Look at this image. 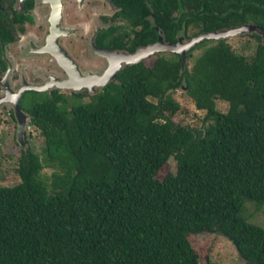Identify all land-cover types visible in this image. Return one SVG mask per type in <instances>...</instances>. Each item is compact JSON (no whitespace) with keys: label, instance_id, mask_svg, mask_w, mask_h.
<instances>
[{"label":"trees","instance_id":"16d2710c","mask_svg":"<svg viewBox=\"0 0 264 264\" xmlns=\"http://www.w3.org/2000/svg\"><path fill=\"white\" fill-rule=\"evenodd\" d=\"M113 2L126 23L104 31V47L129 53L159 30L172 44L245 24L264 31V0ZM4 28L0 10L7 42ZM249 34L250 56L226 38L203 39L184 65L179 53L157 52L96 93L24 91L19 105L44 138L43 156L21 149L20 181L0 185V264H207L189 241L205 232L264 264V227L242 216L246 200L264 204V44ZM180 87L205 111L203 128L173 121ZM170 158L175 172L159 179Z\"/></svg>","mask_w":264,"mask_h":264},{"label":"flooded vegetation","instance_id":"af4514ba","mask_svg":"<svg viewBox=\"0 0 264 264\" xmlns=\"http://www.w3.org/2000/svg\"><path fill=\"white\" fill-rule=\"evenodd\" d=\"M61 4V16L55 23L52 0H0L4 29L12 35L10 41L0 40V72L7 73L9 65L17 63L29 62L38 65L35 62L40 63L42 59L30 58L31 53L41 54L42 57L48 55L47 62L51 68L55 66L58 69L59 75H48V80L43 84L28 82L25 84L27 80L22 74L20 78H15L22 82L21 87L52 83L43 91L70 89L68 93L77 91L96 93L104 85L83 86L76 78L102 75L111 66L108 55L104 56L103 51L115 54L129 53L104 47V31L114 29L117 24L123 25L126 22L117 17L118 8L113 0H61ZM51 34L53 37L48 44V37ZM22 41L25 42L20 45ZM11 45L14 48L28 49L9 58L7 50ZM123 65L125 63H122ZM63 81L67 83L70 81L73 86L56 85ZM27 90L34 89L28 88L24 91ZM15 94L7 95L5 101L12 102ZM24 114L28 116L26 112Z\"/></svg>","mask_w":264,"mask_h":264},{"label":"rangeland","instance_id":"374dc122","mask_svg":"<svg viewBox=\"0 0 264 264\" xmlns=\"http://www.w3.org/2000/svg\"><path fill=\"white\" fill-rule=\"evenodd\" d=\"M228 43L238 53L252 55L256 46L254 39L249 32L237 33L226 37ZM22 41L20 45H23ZM23 43V44H22ZM205 45L204 47L208 46ZM28 49V48H27ZM27 49L14 48L13 45L7 50L9 58L26 52ZM202 49L194 51V57L201 53ZM30 58H36L42 61L35 62L38 65L30 64L29 62L17 63L9 65L8 72H0V185L12 186L20 181L17 172L18 158L21 149L31 148L43 156L42 149L44 146V138L40 131L33 125L28 124V116L25 115V124L22 132L19 127L18 120L14 114V104L4 101V97L16 93L22 86L20 75L26 77L25 84H43L48 80V75H59L58 69L54 66L51 68L47 62L49 56L41 54H29ZM193 57V58H194ZM41 58V59H40ZM155 59L152 54L149 58L142 59L147 65L151 66ZM37 61V60H36ZM191 65L193 59L187 60ZM106 65V62H105ZM12 66V67H11ZM8 68V67H7ZM60 69V68H59ZM61 70V69H60ZM37 75H40L37 77ZM24 84V81H23ZM5 86V89H4ZM70 89H62L68 93ZM173 98L180 104V110L173 116V121L182 125H188L193 128H203V119L205 117L204 110H198L193 100L187 95L186 90L182 87L176 89L173 93ZM216 107L221 112H226L228 103L218 99ZM13 114V115H12ZM176 162L170 158L158 173V178L163 179L169 172H175ZM53 170L45 167L42 170V176L48 178ZM242 216L250 223L264 227V204L256 206L254 202L245 201ZM189 241L199 256L202 263L207 264H247L240 258L236 248L230 240L219 233H199L191 234Z\"/></svg>","mask_w":264,"mask_h":264},{"label":"water","instance_id":"95a60500","mask_svg":"<svg viewBox=\"0 0 264 264\" xmlns=\"http://www.w3.org/2000/svg\"><path fill=\"white\" fill-rule=\"evenodd\" d=\"M52 7H53L54 18H55V23H56V21H59L60 16H61V9H62L61 0H52ZM243 32H249V33L257 32L258 34L261 35L262 43L264 44V31H263V29L259 26L250 25V24H245V25L240 26V27H235V28H231L228 30H221L218 32L201 33L197 36L192 37L188 41H184L183 38H179L175 44H172L170 42H165L164 38H163V34L159 30L158 31V38H157V41L155 43L149 44L145 47H139L133 53H125V52L117 53V54L121 55L122 57H125L126 59L117 61L116 64L108 67L107 70L105 72H103L102 75H97V77L99 79L95 76L92 77V75L80 77V78L78 77L76 79L80 80L79 84L83 85V86L86 85L88 87H92L93 84L105 85L115 77L116 72L119 69H121L122 63H125V64L136 63V62L140 61L141 58L144 57L145 55H150V54H154L157 52H164V51L179 53L181 56V63H182V65H184L185 64V53H186V51L188 49H190L191 47H193L196 43L202 41L203 39L226 38V37H229L230 35H234L237 33H243ZM52 37H53V34H51L48 37L49 38L48 44L51 42ZM46 47H48V46L46 45ZM45 49L47 50V48H45ZM108 53L109 52H107V51L102 52V54L104 56H107ZM69 62H70V60H69ZM101 76H104V79H101L100 78ZM95 79H98V80L95 82L94 81ZM49 84H52V83H48V84L43 85V86H41V85L40 86L39 85H26V86L21 87L16 92V94L13 96L14 97V99H13L14 114L16 116V119L18 120L19 127L21 128L20 132H22L23 125L26 123L25 122V114L21 110L20 105H19V101L21 99L22 92L28 88L34 89L37 91H43L49 87ZM56 85L59 87H66L69 85L73 86L72 82H70V81L68 83L66 81H63L61 84L57 83ZM80 85H76V86L80 87ZM4 100H5V97H4Z\"/></svg>","mask_w":264,"mask_h":264},{"label":"bare ground","instance_id":"6f19581e","mask_svg":"<svg viewBox=\"0 0 264 264\" xmlns=\"http://www.w3.org/2000/svg\"><path fill=\"white\" fill-rule=\"evenodd\" d=\"M151 55H152V54H150V55H145L144 57L141 58V60L144 59V58H146V57H149V56H151ZM108 57H109V60H110V63H111L112 66H113L114 64H116L117 61L126 59L125 57H122L121 55H119V54H115V53H108ZM95 77H97V76H95ZM97 78H98V77H97ZM100 78H101V79H104V76H101ZM98 79H99V78H98ZM98 79H95L94 81L96 82ZM11 98H12V97H11ZM4 101H5V100H4Z\"/></svg>","mask_w":264,"mask_h":264}]
</instances>
